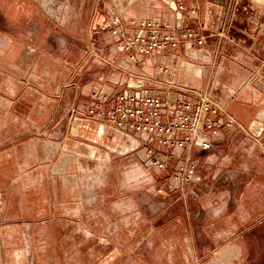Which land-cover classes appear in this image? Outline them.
Returning <instances> with one entry per match:
<instances>
[{"label": "rangeland", "instance_id": "obj_1", "mask_svg": "<svg viewBox=\"0 0 264 264\" xmlns=\"http://www.w3.org/2000/svg\"><path fill=\"white\" fill-rule=\"evenodd\" d=\"M96 1L103 16L126 6L30 0L31 16L46 20L40 37L8 30L0 14V264H264V122L257 131L238 126L221 99L234 98L232 81L244 86L254 73L264 77V0H181L197 16L187 19L186 10L175 27L195 30L203 44L141 58L146 72L139 61L116 60L121 51L111 58L110 47L120 46L109 31L84 30ZM23 2L0 0V11L13 4L17 14ZM134 8L125 14L134 16ZM129 22L125 29L134 33ZM22 38L30 40L22 52L8 45ZM186 63L199 77L186 74ZM166 65L175 82L198 80L199 90L187 88L218 105L226 139L209 153L157 147L166 159L157 174L140 164L132 138L90 122L89 110L99 88L182 96L166 88ZM258 97L264 100L242 96Z\"/></svg>", "mask_w": 264, "mask_h": 264}, {"label": "built area", "instance_id": "obj_2", "mask_svg": "<svg viewBox=\"0 0 264 264\" xmlns=\"http://www.w3.org/2000/svg\"><path fill=\"white\" fill-rule=\"evenodd\" d=\"M170 9L186 12L181 0L170 3ZM186 13L193 17L196 8ZM106 17L107 21L98 27V31H109V36L119 43L117 51L127 53V61L131 63L139 61L141 64V58L159 54L168 48L175 49L180 43L187 46L203 44V38L195 30L180 29L160 18L130 20L129 24L136 26V31L131 33L121 25L119 16L113 10L107 8ZM177 31L179 33L175 34ZM103 54L99 51V60L103 61ZM166 88L176 89L184 97L168 101L142 87L126 86L117 92L99 88L92 91L94 101L89 110L90 122H103L132 138L140 164L157 174L166 169V159L160 157L157 147L173 148L178 153L207 152L223 136V121L218 118L222 111L218 105L187 86L177 88L172 83H166ZM187 93L191 97H185ZM189 170L192 174L194 166H190Z\"/></svg>", "mask_w": 264, "mask_h": 264}, {"label": "crops", "instance_id": "obj_3", "mask_svg": "<svg viewBox=\"0 0 264 264\" xmlns=\"http://www.w3.org/2000/svg\"><path fill=\"white\" fill-rule=\"evenodd\" d=\"M26 2L22 3V7H17V14L12 13L13 10L15 9L14 5L12 4V6H8V10H2L0 11V14L3 15L6 18L7 24L6 27L8 30H17L19 32H22L24 34H28V32H30L31 30H35L34 32L37 33L39 37L41 36V33L43 32V28L44 25L46 23V20L44 17H42L39 13H37V15H34L33 17L30 14V0H26ZM125 3V7L124 8H120L119 5L115 4L114 6L108 8L113 10L115 13L118 14L119 19H120V23L121 25H125L123 24V20H134V21H138L140 19H152V18H160L161 20H163L165 23H168L172 26L176 25V21L177 18L180 17L181 21L183 20V13H180L178 11H173L172 9H170V3L173 4L174 0H122ZM135 4V10L133 12L134 16L130 15L129 13L125 12L130 8V5ZM186 10L188 11L190 9V7H188L185 3H183ZM91 5V9H89L90 13H89V21L87 23V25L85 26L84 30L86 31H93L95 29L98 30V26H100L104 20L106 19V16H103L102 13H100V9H98V2L96 1V3L94 2ZM44 8L52 15H56V12L53 11L47 3L43 4ZM109 7V6H108ZM40 11V10H39ZM106 14V13H105ZM182 14V15H181ZM16 15H18V20L16 22ZM126 16L124 18H122L123 16ZM205 15V14H204ZM188 18L187 19H195L197 16V13L195 14V16H188L187 13L186 15ZM32 19H34V23H32ZM200 25H204L203 29H207V25L209 23H201L202 20H206V17H200ZM180 21V20H179ZM37 23V24H36ZM190 23V22H189ZM188 23V26H190ZM212 23V22H211ZM35 24V25H34ZM178 24V23H177ZM34 26V27H32ZM42 26V27H41ZM178 26V25H176ZM125 28V26H124ZM126 30V29H125ZM133 30H136L135 28H133ZM10 36V35H8ZM25 36V35H24ZM37 35H34V37H36ZM28 37V35H27ZM30 38V36L28 37ZM28 38H22V39H13V41L8 40L9 41V46L14 47V48H18L19 52H22L24 50V48L27 46V44H29ZM100 51H103V49H101ZM110 51L112 53H114L115 55L113 56V54H111V58H115L117 52V49H115V46H111L110 47ZM104 53V51H103ZM118 57H116V60L121 59V61L128 62L127 58L125 56V54L122 52L121 55H117ZM23 57V56H22ZM172 57H176V56H172ZM168 63L169 61L173 62V60L171 58H168ZM23 59L19 58L17 62H20V64H23V61H21ZM113 60V59H112ZM146 62L143 61L140 64V68L142 69L144 72L147 71V66L145 64ZM132 64L133 63H129ZM184 67V71L186 72V74L188 76H196L199 77L200 71L198 69V67L193 66L191 64H183ZM150 70V69H149ZM160 72L162 71V68L159 69ZM166 72L163 73L164 77L167 78L165 80V83H172L174 85H180V86H189L192 88H195L197 90H199V86L198 84V80L195 79H188L186 75V78L184 77H179L177 78V81L175 82V76L174 73H172L169 69V66L166 65L165 68ZM180 72H182L181 68L177 69V73L180 74ZM157 75V74H156ZM218 86L219 83H215L213 84V86H211L210 88V92H213V89L215 90V92L218 90ZM231 89L233 90L235 94L234 98L232 100H230V98L226 97L223 100V95L221 96L222 99V106H224V109L226 111V113L234 120V122L240 126V127H249L251 126L252 129H254V131H257L260 129L261 123L264 122V110H262L263 106H264V100L260 97L256 98V100H252V99H248V100H244L242 98L243 95L245 94H249V95H253V96H261L264 95V77H262L261 75L258 74H253L252 76V80L250 82H248L247 85L244 86H240L238 85V83H236L235 81H232L231 85H230ZM104 88V87H103ZM228 91V90H227ZM225 92V91H224ZM184 96L180 95V96H176L175 98L172 99V101H175L176 99H181ZM258 99V100H257ZM263 100V101H262ZM47 112V111H46ZM36 114L35 119H39L41 120L42 117H44V115L46 114ZM97 124V123H94ZM226 136L223 133L222 138L219 140V142L217 144H215L213 146V148L218 145L221 144L225 141ZM212 148V149H213ZM211 149V150H212ZM211 150L207 151V152H199L198 153H209ZM195 151H191L190 153H194ZM93 151H91V153L89 152V156H93Z\"/></svg>", "mask_w": 264, "mask_h": 264}]
</instances>
